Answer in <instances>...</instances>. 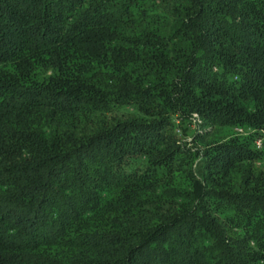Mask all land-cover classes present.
Segmentation results:
<instances>
[{"label": "trees", "instance_id": "16d2710c", "mask_svg": "<svg viewBox=\"0 0 264 264\" xmlns=\"http://www.w3.org/2000/svg\"><path fill=\"white\" fill-rule=\"evenodd\" d=\"M0 264H264V0H0Z\"/></svg>", "mask_w": 264, "mask_h": 264}, {"label": "rangeland", "instance_id": "374dc122", "mask_svg": "<svg viewBox=\"0 0 264 264\" xmlns=\"http://www.w3.org/2000/svg\"><path fill=\"white\" fill-rule=\"evenodd\" d=\"M198 121V120H197ZM179 130H180V137L181 139L184 140V142L187 144L186 147L189 149L191 148V141L193 139V136L198 132V122H195V120H185L181 122L179 125ZM220 132V130H215L214 134ZM194 151V149H192ZM184 160L183 158L180 159V161ZM200 161V158L196 159V163ZM197 173L200 175V170L199 168L197 169ZM200 178V177H199ZM196 191L197 194L201 193V187L199 183H196Z\"/></svg>", "mask_w": 264, "mask_h": 264}, {"label": "built area", "instance_id": "2783aa9c", "mask_svg": "<svg viewBox=\"0 0 264 264\" xmlns=\"http://www.w3.org/2000/svg\"><path fill=\"white\" fill-rule=\"evenodd\" d=\"M194 117L196 118L197 116H194ZM237 132L242 133V130L241 129H238ZM262 144H263V140L262 139H258L256 141V147H257V149H261L262 148Z\"/></svg>", "mask_w": 264, "mask_h": 264}]
</instances>
